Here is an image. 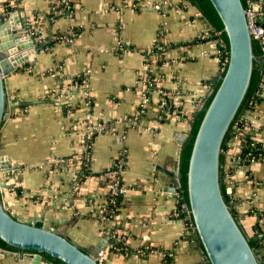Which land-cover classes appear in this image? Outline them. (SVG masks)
I'll use <instances>...</instances> for the list:
<instances>
[{"label": "crops", "instance_id": "1", "mask_svg": "<svg viewBox=\"0 0 264 264\" xmlns=\"http://www.w3.org/2000/svg\"><path fill=\"white\" fill-rule=\"evenodd\" d=\"M65 1L62 11L48 0H16L15 5L13 0H0V19L13 10L23 11L41 46L6 77L9 97L29 104L14 107L0 128V155L18 166L11 176L0 171V182L8 185L0 188L2 200L24 220L41 211L48 225L76 216L66 236L84 250L104 236L109 235L106 247L114 234L127 237L132 252L107 249L105 264H164L157 253H137L141 247L173 251L171 264H207L196 239L184 235L183 222L173 220L172 211L178 199L179 154L190 120L224 69L212 28L186 0L180 10L157 0ZM16 18L21 22L20 15ZM70 30L76 33L71 41L44 47ZM156 42L163 50L148 72L145 50ZM79 76L90 87L89 107L84 104L85 93L73 86ZM60 89L62 96L53 98L51 93ZM159 91L176 92L179 119L162 117ZM143 95L149 100L141 111ZM51 100L68 102L55 105ZM248 118L255 139L264 144L263 100ZM87 120L109 127L86 141ZM229 142L225 165L238 151V141ZM86 151L89 158L83 168L60 163ZM120 158L127 191L115 218L100 224L98 208L110 179L98 176ZM233 178L231 199L237 219L246 235L254 236L256 227L264 231L262 221L250 211L264 212V160L236 169ZM4 250L0 264L31 261L28 253L20 259V252ZM259 253L264 260V247ZM37 264L52 263L44 259Z\"/></svg>", "mask_w": 264, "mask_h": 264}, {"label": "water", "instance_id": "2", "mask_svg": "<svg viewBox=\"0 0 264 264\" xmlns=\"http://www.w3.org/2000/svg\"><path fill=\"white\" fill-rule=\"evenodd\" d=\"M189 1L221 32L227 60L223 72L216 78L217 85L199 108L191 131L182 143L175 182L181 187L195 230V244L204 263L260 264L233 212L232 203L226 199L222 171L223 143L252 94L259 70H264V55L252 34L243 0ZM22 12L13 10L0 19V128L14 107L29 104L9 97L6 77L41 49L30 34ZM50 102L63 105L68 101ZM182 139L179 137L180 142ZM17 169V165L0 155V171L11 176ZM4 186L8 185L0 182V188ZM43 214L41 211L31 220L21 219L7 209L0 195V253H6L4 249L20 252V259L22 253H33L29 264H37L44 258L53 264H105L98 263L96 256L105 247L109 235L84 250L66 236V228L75 223L76 216L48 225V218Z\"/></svg>", "mask_w": 264, "mask_h": 264}, {"label": "built area", "instance_id": "3", "mask_svg": "<svg viewBox=\"0 0 264 264\" xmlns=\"http://www.w3.org/2000/svg\"><path fill=\"white\" fill-rule=\"evenodd\" d=\"M15 1L16 0H13L14 5H15ZM48 1H53L54 3L57 4V6L62 5L61 6L62 11L67 6V2L65 0H48ZM157 1H163L164 4H166L167 6H169L172 9H175V10H180L182 7L181 6L182 0H178L177 2L172 1V0H157ZM246 16L249 19V24H250L252 34L255 37V39L257 40L258 45H259V47H260V49L264 55V0H247ZM38 33H39V30L37 31V34ZM30 34L32 35L34 41L37 40L35 32L30 31ZM75 34L76 33L73 30H70L67 33L56 36L55 38L58 41H66L67 42V41H71V38ZM220 34H221L220 31H216L213 29L211 30V35L214 37V39L218 43L219 53L221 54L222 58L224 59V67H225L226 60H227V55H226L227 51H226L225 43L220 38ZM153 48H156V50L160 51L159 54L163 50V46L159 42L154 43L151 47H148L145 50L144 68L148 72L150 71L155 60L159 56L157 53H153ZM223 54H225V57L223 56ZM263 63H264V60H263ZM73 86L77 87V89H81L85 93L84 104L89 107L90 106V101L88 98L89 93H90L89 84L86 81L82 80L80 83H74ZM62 90L63 89L52 92L51 95L55 99H56V97H61L62 96ZM159 94H160V97L158 100V107L160 109V114L162 115V117H167L169 115H175V117L177 119H179L182 116V114H181V110H180L179 97L176 94V92L159 91ZM262 94L264 95V89H263ZM148 100L149 99H148L147 95H143V98H141V103L139 105L141 111H142L143 106H145L148 103ZM202 105H203V103H202ZM256 106H257V104L256 103L254 104L252 101L251 102V108L246 110L245 113H243L233 124V128L235 130L239 131L240 134L250 135L251 140L248 143V146H250V147H254L256 145V143L258 142L255 139V136L253 134V131H254L253 126L251 124V121H249V118H248V115H250L252 113V111L254 110V108ZM86 125H87L86 132H85L86 133V135H85L86 141H90L93 138V134L96 131H99L101 129H106L109 127L105 123L99 122L97 124H92L88 120L86 122ZM232 138H234L238 141V151L233 157H231L230 164L225 165L223 167V171H222L223 182L225 183L227 189H230L228 192L230 195V199H231V195H232V190L234 188L233 186L235 185V180L233 177H234V172L236 171V169L247 168L248 165L253 163V162H257V161L259 162V161L264 160V155L253 159L251 157L250 152H247V153L243 152V150L245 148H244V145L242 142V138L240 136H234ZM228 143H230L229 140L227 141L226 146H228ZM262 145L264 148V144H262ZM86 147H89V146L87 145ZM225 153L227 154V147L225 149ZM242 154H243V157L241 156ZM88 158H89V151H86L83 155H79L78 158L75 156L70 157L67 159L60 160V163H66L68 165L69 164H75V165L78 164V165H80V167L83 168L88 163ZM249 159H250V161L248 163H245V161H247ZM123 171H124V161L122 158H120V159L115 160L113 162V165L108 170H106L102 175L98 176L99 178L104 176L107 179L108 178L110 179L108 182L107 196L105 197V200L102 203V205L98 208L97 219L100 222V224L107 223L108 221L115 218L116 211L119 209L117 206V203H116L118 200V197H119V200L121 199V201H122V197L124 196V194L127 191V188L125 187V185L122 182ZM86 175L91 176V177L94 176V175H90V173H86ZM176 195H177V192H176ZM230 202L232 203V206L234 208L235 202L232 199ZM250 211L254 212L253 214H256L257 218L260 219L262 221V223L264 224V212H256L253 210H250ZM235 216L237 217L236 214H235ZM172 219L176 220V221L183 222L184 229H185L184 235L185 236L193 235V237L196 239V237L194 236L195 230H194L191 218H189V212L187 210V207H186L185 203L183 201H180L179 199H177V204L172 211ZM189 236L186 237V239H188ZM112 239H114V240L110 241L111 243L107 247L105 246L103 249H101L100 252L97 254L96 260L98 263L103 262V258H104V254H105L106 250L111 249L114 246L113 241L121 242L122 244L127 243V237H125L124 235L117 236L116 234H114L112 236ZM113 248H115L116 250H121V247H113ZM145 248L146 247H144V248L141 247V248H138L136 251L139 254H143L144 252H147V251L152 252V253H157V254L162 256L164 264H171L170 259L174 256L173 251L157 249V248H147V249H145ZM28 255L31 256V255H33V253H28ZM257 255L259 257L262 256L260 253H258Z\"/></svg>", "mask_w": 264, "mask_h": 264}, {"label": "trees", "instance_id": "4", "mask_svg": "<svg viewBox=\"0 0 264 264\" xmlns=\"http://www.w3.org/2000/svg\"><path fill=\"white\" fill-rule=\"evenodd\" d=\"M186 1H188L189 3H190V1L189 0H186ZM244 1V5L245 6H247V0H243ZM191 4V3H190ZM62 6V5H61ZM61 6H58V8H61ZM193 6H195V5H193ZM196 7V6H195ZM197 8V7H196ZM199 11V10H198ZM200 12V11H199ZM201 13V12H200ZM201 17L204 19V20H206V18L201 14ZM206 22L210 25V27L213 29V30H215L213 27H212V25L206 20ZM216 31H218V30H216ZM59 35H61V34H58L57 36H59ZM55 42H58V40L54 37V39H50L47 43H46V45L44 46L45 48H47V47H49V46H52ZM226 51H227V49H226ZM160 51H158V50H156V48H153V53H159ZM226 55H227V53H226ZM223 56L225 57V54H223ZM263 67H264V65H263ZM225 68V67H224ZM224 70V69H223ZM223 72V71H222ZM78 77V76H77ZM77 82L78 83H80L81 81H80V76H79V79L77 80ZM218 83V82H217ZM217 83L214 85V87H213V90H214V88H215V86L217 85ZM263 89H264V70H262V69H260L259 70V75H258V80H257V82H256V84H255V86H254V88H253V91H252V94H251V96H250V98H249V100H248V102H247V104H246V106L244 107V109H243V111H242V113H241V115L243 114V113H245V111L246 110H248V109H250L251 108V102L253 101V103L255 104H258L259 102H261L262 100L264 101V95L262 94L263 93ZM208 99V97L205 99V101L203 102V105H204V103L206 102V100ZM199 111L200 110H198L195 114H194V116L192 117V119L190 120V129H189V132L191 131V128H192V125H193V122H194V120H195V118H196V116L198 115V113H199ZM240 115V116H241ZM239 116V117H240ZM238 119V118H237ZM236 119V120H237ZM235 120V121H236ZM234 121V122H235ZM234 124V123H233ZM233 124H232V126L230 127V133L228 134V137L226 138V141L223 143V167H224V165H225V157H226V153H225V149H226V144H227V141L228 140H230L232 137H234V136H240L241 138H242V142H243V145H244V150H243V152H245V153H247V152H250L251 153V157L253 158V159H255V158H258L259 156H262V155H264V148H263V145H262V143H260V142H257L256 143V145L254 146V147H250V146H248V143L250 142V135H248V134H240L239 133V131H237V130H235L234 128H233ZM189 134V133H188ZM180 151H181V149H180ZM179 156H180V154H179ZM242 157H243V154L241 155ZM250 161V159L249 160H247V161H245V163H248ZM178 166H179V164H178ZM85 172H87V171H85ZM89 173V172H88ZM222 183H223V189H224V193H225V196H226V199H227V201L228 202H230L231 201V199H230V195H229V193L227 192V187H226V185H225V183L223 182V180H222ZM177 196H178V199L180 200V201H183L184 202V198H183V193H182V190H181V187H179L178 188V190H177ZM117 206H118V208H120V206H121V199L119 200V197H118V200H117ZM233 212H234V214H236V211H235V209L233 208ZM118 213V210L116 211V214ZM240 226H241V224H240ZM255 235H258L255 239L254 238H252L253 236H251V235H247L249 238H248V240H249V244H250V246L252 247V249H254V251L256 252V254H258L259 253V250L262 248V247H264V231L261 229V228H259V226L258 227H256V233H255ZM114 243H113V247H121V250H116L115 248H111V249H109V250H112V251H115V252H117V253H119V254H127V253H131L132 252V250L129 248V246H128V242L126 243V244H122L121 242H116V241H113ZM46 261H48V262H50L49 260H47L46 258H44ZM258 259H259V262H260V264H264V260L262 259V256H258ZM52 263V262H51ZM53 264V263H52Z\"/></svg>", "mask_w": 264, "mask_h": 264}]
</instances>
